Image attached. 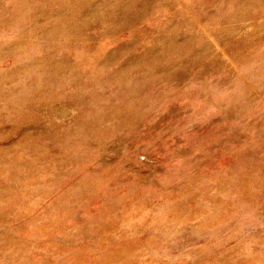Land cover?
<instances>
[{
  "label": "rangeland",
  "instance_id": "374dc122",
  "mask_svg": "<svg viewBox=\"0 0 264 264\" xmlns=\"http://www.w3.org/2000/svg\"><path fill=\"white\" fill-rule=\"evenodd\" d=\"M0 264H264V0H0Z\"/></svg>",
  "mask_w": 264,
  "mask_h": 264
}]
</instances>
